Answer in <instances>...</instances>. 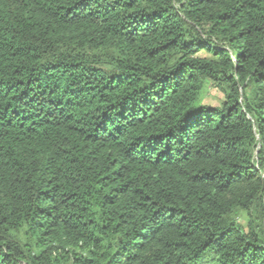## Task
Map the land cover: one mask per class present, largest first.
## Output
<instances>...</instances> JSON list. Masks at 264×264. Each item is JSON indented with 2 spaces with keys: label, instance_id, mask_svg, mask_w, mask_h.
<instances>
[{
  "label": "trees",
  "instance_id": "1",
  "mask_svg": "<svg viewBox=\"0 0 264 264\" xmlns=\"http://www.w3.org/2000/svg\"><path fill=\"white\" fill-rule=\"evenodd\" d=\"M0 264H264V0H0Z\"/></svg>",
  "mask_w": 264,
  "mask_h": 264
},
{
  "label": "rangeland",
  "instance_id": "2",
  "mask_svg": "<svg viewBox=\"0 0 264 264\" xmlns=\"http://www.w3.org/2000/svg\"><path fill=\"white\" fill-rule=\"evenodd\" d=\"M224 96L213 84H209L207 89L203 95L202 102L207 105H219L223 100ZM240 221H244V216L242 214L239 215Z\"/></svg>",
  "mask_w": 264,
  "mask_h": 264
}]
</instances>
